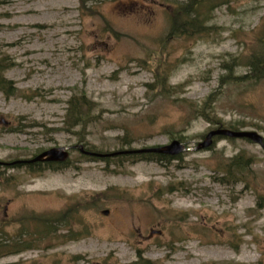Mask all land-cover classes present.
I'll use <instances>...</instances> for the list:
<instances>
[{
    "label": "rangeland",
    "instance_id": "rangeland-1",
    "mask_svg": "<svg viewBox=\"0 0 264 264\" xmlns=\"http://www.w3.org/2000/svg\"><path fill=\"white\" fill-rule=\"evenodd\" d=\"M189 2L0 0V264H264V149L249 139L164 162L71 149L63 168L8 165L78 144L193 147L219 123L264 136L248 64L264 0H216L207 32L172 36ZM77 100L91 119L73 126Z\"/></svg>",
    "mask_w": 264,
    "mask_h": 264
},
{
    "label": "trees",
    "instance_id": "trees-1",
    "mask_svg": "<svg viewBox=\"0 0 264 264\" xmlns=\"http://www.w3.org/2000/svg\"><path fill=\"white\" fill-rule=\"evenodd\" d=\"M214 1L216 0H190L187 6H181V12L182 15L178 18H174L170 20L171 22V35L172 36H178V37H186V38H194L197 36H201L204 34V32L208 31L209 26L207 25L210 13H212L214 7ZM220 3L222 0H218ZM261 43V49L254 50L251 52L249 57V66L250 71L253 73L256 78H262L264 77V37L262 39L260 38ZM244 78H250V75L241 77ZM158 86L163 88V90H166V83L164 81H157L156 82ZM0 89L4 90L5 92H9L10 89L6 87L4 80L0 79ZM88 106V110L92 109V103L83 102L80 100H77L76 102H72V106L69 107L67 112L68 119H72V125L77 126L80 125L88 120H90V112L89 114L82 112L81 108L85 105ZM206 104L203 107H200L197 109L200 116L204 117L205 119L214 122L213 119L210 118V116L205 113V110L207 109ZM218 127H224L221 123H219ZM234 127V126H233ZM231 128V127H230ZM234 130H239L235 129ZM220 138V137H218ZM217 138V139H218ZM182 155H179V157ZM118 159L122 158H140L145 160H157V161H170L172 159L171 156H167L164 154H158V153H150V154H140V155H121L116 156ZM108 160V159H106ZM245 158L243 155H236L233 157L230 167H234L239 170H243L244 167L248 166L247 161L244 162ZM36 166L39 167H46L44 163L42 164H36ZM219 181H223L224 177H217ZM24 249H28L25 247ZM0 256H2L0 254Z\"/></svg>",
    "mask_w": 264,
    "mask_h": 264
},
{
    "label": "water",
    "instance_id": "water-1",
    "mask_svg": "<svg viewBox=\"0 0 264 264\" xmlns=\"http://www.w3.org/2000/svg\"><path fill=\"white\" fill-rule=\"evenodd\" d=\"M215 136L246 138L260 144L264 149V137L259 132L255 130H232L228 128H218L211 130L210 132L207 133L204 139L199 143H197V145L194 147L186 146L183 142L179 140H173L171 143L163 146L145 147L140 149H123V150L112 151L109 153H99V152L89 151L85 149V146L83 144L76 145L75 147L76 148L78 147L82 153L95 157H112V156H118L124 154H141V153H162V154L176 156L187 151L201 150L210 147L213 144ZM68 149L69 148L67 146L54 147L42 152L35 158L24 162L27 163L30 162L32 163L36 161L64 162L69 157ZM103 212L105 214H108L109 210L106 209L103 210Z\"/></svg>",
    "mask_w": 264,
    "mask_h": 264
},
{
    "label": "flooded vegetation",
    "instance_id": "flooded-vegetation-1",
    "mask_svg": "<svg viewBox=\"0 0 264 264\" xmlns=\"http://www.w3.org/2000/svg\"><path fill=\"white\" fill-rule=\"evenodd\" d=\"M41 164V163H39ZM53 165H55L56 167H60L61 165H59L58 163H52Z\"/></svg>",
    "mask_w": 264,
    "mask_h": 264
}]
</instances>
